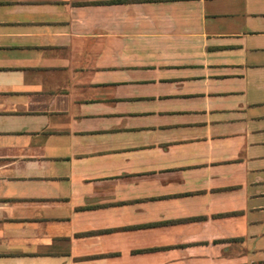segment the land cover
Here are the masks:
<instances>
[{
	"label": "crops",
	"instance_id": "1",
	"mask_svg": "<svg viewBox=\"0 0 264 264\" xmlns=\"http://www.w3.org/2000/svg\"><path fill=\"white\" fill-rule=\"evenodd\" d=\"M0 264H264V0H0Z\"/></svg>",
	"mask_w": 264,
	"mask_h": 264
}]
</instances>
